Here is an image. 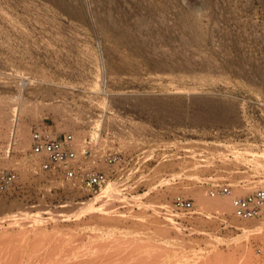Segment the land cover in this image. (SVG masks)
<instances>
[{"label": "rangeland", "instance_id": "1", "mask_svg": "<svg viewBox=\"0 0 264 264\" xmlns=\"http://www.w3.org/2000/svg\"><path fill=\"white\" fill-rule=\"evenodd\" d=\"M44 124L122 153L109 219L106 184L74 191L29 155ZM0 169L19 174L0 264H264V237L195 198L264 188V0H0Z\"/></svg>", "mask_w": 264, "mask_h": 264}, {"label": "built area", "instance_id": "2", "mask_svg": "<svg viewBox=\"0 0 264 264\" xmlns=\"http://www.w3.org/2000/svg\"><path fill=\"white\" fill-rule=\"evenodd\" d=\"M47 124L37 127L31 133L30 156L37 158L40 170L52 181L70 180L73 190L84 187L95 191L103 187L112 175L115 165L123 163L121 152L98 149V141H87L81 149L74 141V135H51ZM102 158L105 167H99ZM19 181V174L11 169H0V192L12 191ZM212 197L232 196V216L240 221L264 218V188H257L246 194H235L230 186L218 185L210 190ZM173 207L180 212L195 210L191 197L177 194ZM257 254L264 253V242L256 245Z\"/></svg>", "mask_w": 264, "mask_h": 264}, {"label": "bare ground", "instance_id": "3", "mask_svg": "<svg viewBox=\"0 0 264 264\" xmlns=\"http://www.w3.org/2000/svg\"><path fill=\"white\" fill-rule=\"evenodd\" d=\"M28 134H29V126L25 124L22 126L21 130L19 131V139H20L21 144H24L27 141ZM51 135H52V133H51ZM33 159H35V160H37V162H39V160L37 158H33ZM115 166H117V165H115ZM106 185H107L106 188L102 192L99 193V195L96 197V199H94L95 201H98V203H100L99 204L100 207L96 211V214L101 218V220L109 219L111 216L110 200L112 199L113 194H114V189H113L114 186L108 185L107 182H106ZM251 190H252L251 187H246L243 189H235V191H233V192L235 194H246V193L250 192ZM230 197L231 196L209 197V196L205 195V192L203 189L197 188L195 190V198L197 200V203L201 204L202 207H204V209L209 208V209H213L215 211H218V212H221L224 214H226V213L232 214L233 207H232V201H231ZM95 201L93 202V204H95ZM90 202H88L89 204L84 206V208L88 207L85 210H89L92 207L93 204H92V202L91 203ZM260 219L263 220L264 218H260ZM254 220H256V219L244 221L241 225H239V227L242 229V231L244 233V236L245 237L251 236V238H252V236L259 237V238L264 237V222L261 223V222H257ZM91 250L92 249H90V252H91ZM250 252L251 251L247 252L248 254H250V255H246L247 261L254 263L255 261H253V259L251 258ZM218 257H215V258H217L216 259L217 261L215 260L216 262H218L217 264H219V262H220V261H218ZM211 258L212 257H210L208 259L209 264L211 263L209 261H212ZM211 264H216V263H211Z\"/></svg>", "mask_w": 264, "mask_h": 264}, {"label": "crops", "instance_id": "4", "mask_svg": "<svg viewBox=\"0 0 264 264\" xmlns=\"http://www.w3.org/2000/svg\"><path fill=\"white\" fill-rule=\"evenodd\" d=\"M46 124H44V126H45ZM56 136H60V135H58V134H56Z\"/></svg>", "mask_w": 264, "mask_h": 264}]
</instances>
